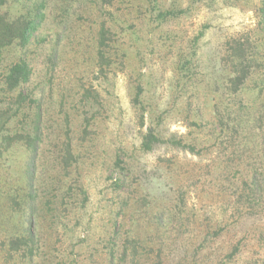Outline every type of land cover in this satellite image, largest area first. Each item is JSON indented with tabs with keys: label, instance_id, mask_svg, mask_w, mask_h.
Wrapping results in <instances>:
<instances>
[{
	"label": "rangeland",
	"instance_id": "374dc122",
	"mask_svg": "<svg viewBox=\"0 0 264 264\" xmlns=\"http://www.w3.org/2000/svg\"><path fill=\"white\" fill-rule=\"evenodd\" d=\"M0 3V264H264V0Z\"/></svg>",
	"mask_w": 264,
	"mask_h": 264
},
{
	"label": "trees",
	"instance_id": "16d2710c",
	"mask_svg": "<svg viewBox=\"0 0 264 264\" xmlns=\"http://www.w3.org/2000/svg\"><path fill=\"white\" fill-rule=\"evenodd\" d=\"M0 3V54L8 47L14 45L16 42L22 46L27 45L32 39L34 33L38 30L42 23L43 15L36 14L33 18L25 16L14 22L7 21L4 14H1ZM262 15L264 16V7L262 8ZM104 29L100 32V48L104 45L105 33ZM102 59L103 56L101 55ZM32 69L30 65L23 59L14 62L8 68L7 76L5 77V85L9 91H14L21 88L30 81L32 76ZM160 139L154 134L153 130L144 137L142 148L146 151L152 147V142H159Z\"/></svg>",
	"mask_w": 264,
	"mask_h": 264
}]
</instances>
